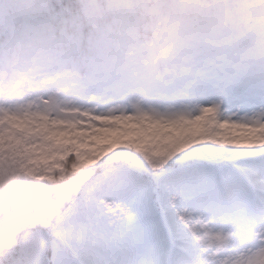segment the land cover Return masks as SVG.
<instances>
[{"label": "clouds", "instance_id": "1", "mask_svg": "<svg viewBox=\"0 0 264 264\" xmlns=\"http://www.w3.org/2000/svg\"><path fill=\"white\" fill-rule=\"evenodd\" d=\"M185 2L0 0V103L54 94L99 112L115 105L195 111L211 104L224 116L248 109L264 116V0H192L196 16L176 23ZM150 8L158 12L149 14ZM129 25L135 26L134 44H96ZM25 62L39 83L16 74ZM260 161L264 165V155ZM129 185V171L109 160L99 186L66 206L45 196L26 213L18 206L0 211V231L14 218L21 221L16 244L0 242V264H28L22 247L37 224L49 230L62 264H264V189L256 216L249 218L247 205L229 193L200 211L191 229L176 232L171 244L153 220L146 230L148 251L137 258L132 224L138 213L117 217L103 207L108 198L119 207ZM45 210L41 219H23ZM231 219H243V228H233ZM207 220L214 221V231L232 233L219 253L209 247Z\"/></svg>", "mask_w": 264, "mask_h": 264}, {"label": "rangeland", "instance_id": "2", "mask_svg": "<svg viewBox=\"0 0 264 264\" xmlns=\"http://www.w3.org/2000/svg\"><path fill=\"white\" fill-rule=\"evenodd\" d=\"M39 106L48 111L55 121L53 130L60 134L59 143L49 152V162L39 165L43 180H54L62 173L67 155L75 157L78 172L103 158L120 157L135 164L152 155L165 159L171 150L192 162L174 173L162 188L166 195H184L174 206L165 200L161 201L162 208L155 205L152 186L144 181H135L120 194L119 207L112 198L105 201L103 207L117 217L126 216L129 210L138 213L132 224L138 238L133 253L137 258L148 251L146 230L153 220H159L156 229L171 244L176 232L191 229L200 211L225 200L229 193L247 205L249 218L257 215L258 195L264 189V165L260 161L264 155V116L257 114L259 109L233 110L224 116L211 104L195 111L137 104L115 105L110 111L99 112L57 95ZM62 146L68 150L62 153L57 149ZM250 154L259 156L250 166L244 162L233 169L220 165L237 158L246 160ZM99 183L87 186L83 196ZM166 208L165 218L162 210Z\"/></svg>", "mask_w": 264, "mask_h": 264}, {"label": "snow or ice", "instance_id": "3", "mask_svg": "<svg viewBox=\"0 0 264 264\" xmlns=\"http://www.w3.org/2000/svg\"><path fill=\"white\" fill-rule=\"evenodd\" d=\"M198 5L187 0L178 6L173 17L176 23L190 22L196 16ZM149 14H156V8L146 10ZM136 42L135 26L129 25L121 30L118 37L109 34L106 38L96 41L98 46L106 44H120L127 46ZM16 74L25 83L37 84L34 78V67L25 62L16 70ZM55 99V95L35 98L24 104L0 103V211L11 207L19 208L26 213L38 198L45 197L37 186V176L33 166L46 165L51 157L54 143H59V133L53 130L55 121L48 111L41 108V103L47 104ZM46 215V210L39 216L25 215L24 221H34ZM20 219L14 218L9 226L0 231V242L13 247L16 244V234L19 231ZM233 228H243V219H231ZM213 220L203 224L208 235L209 247L215 246L217 253L224 250L231 232L213 230ZM22 255L28 264H62L61 250L49 236L35 232L22 247Z\"/></svg>", "mask_w": 264, "mask_h": 264}, {"label": "trees", "instance_id": "4", "mask_svg": "<svg viewBox=\"0 0 264 264\" xmlns=\"http://www.w3.org/2000/svg\"><path fill=\"white\" fill-rule=\"evenodd\" d=\"M66 4L75 6L76 0H63ZM63 152L68 150L67 146L57 148ZM169 151V150H168ZM176 150L169 151L167 158L162 159L159 156L152 155L150 159H144L140 163H132L127 160H122L120 157L103 158L93 166L85 168L83 171L78 172L75 167V157L73 155H67V158L63 160V171L54 180L48 181L40 178L38 169L39 166H33L37 176L36 186L45 193L52 201H63L66 206L71 200L79 199L83 197V191L87 186L94 185L100 181L102 166L105 161H112L114 166L125 168L130 174V184L135 181H144L152 186V196L155 205L162 208V200H165L168 206H174L179 202V199H183L184 195L170 193L167 194L162 189L163 186L172 178L173 174L179 172L184 167H187L191 162L188 161L185 156L177 155ZM243 158H237L232 160L223 161L220 165L227 168H237L238 162H244L247 165L255 163L259 157L257 154H250ZM248 160V161H247ZM247 161V162H245ZM107 210V208L105 209ZM167 208L162 210L164 217H167ZM183 216V213L181 212ZM36 231H42L45 234H49V230L42 225H36Z\"/></svg>", "mask_w": 264, "mask_h": 264}]
</instances>
